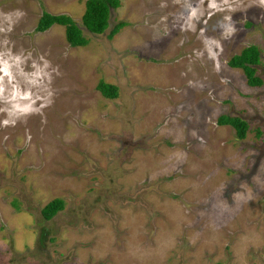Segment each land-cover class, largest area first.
<instances>
[{
	"label": "rangeland",
	"instance_id": "1",
	"mask_svg": "<svg viewBox=\"0 0 264 264\" xmlns=\"http://www.w3.org/2000/svg\"><path fill=\"white\" fill-rule=\"evenodd\" d=\"M83 3L0 0V264H264V0H120L100 34Z\"/></svg>",
	"mask_w": 264,
	"mask_h": 264
},
{
	"label": "trees",
	"instance_id": "2",
	"mask_svg": "<svg viewBox=\"0 0 264 264\" xmlns=\"http://www.w3.org/2000/svg\"><path fill=\"white\" fill-rule=\"evenodd\" d=\"M120 0H84L83 13L81 15V25L83 28L92 34L102 33L108 26V15L110 10H114L119 6ZM52 25L63 27L64 38L70 47H80L85 44L80 29L76 24L65 15H51L42 12L38 18L35 26L37 32H44ZM123 26V23L114 25L110 29L113 35L117 30ZM259 64V51L255 46H247L242 49L239 54L232 56L227 62L228 67L238 69L245 77L246 85L249 87H259L261 79L255 75V66ZM97 91L105 99L112 100L117 97L116 87L106 84L98 83ZM216 125L229 126L233 129L235 138L242 140L248 130L245 121L239 117H231L221 115L216 119ZM258 134V133H257ZM63 208V202L60 199H53L49 201L40 211V215L44 221L50 220L57 212Z\"/></svg>",
	"mask_w": 264,
	"mask_h": 264
}]
</instances>
